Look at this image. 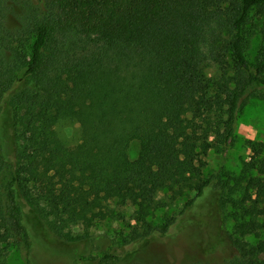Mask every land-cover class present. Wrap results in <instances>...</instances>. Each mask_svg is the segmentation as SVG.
<instances>
[{
    "label": "trees",
    "instance_id": "16d2710c",
    "mask_svg": "<svg viewBox=\"0 0 264 264\" xmlns=\"http://www.w3.org/2000/svg\"><path fill=\"white\" fill-rule=\"evenodd\" d=\"M252 98L264 100V0H0V116L8 107L13 128L12 140L0 136V264L13 246L35 264L27 207L65 242L107 219L127 224V244L167 235L222 181L204 176L205 157L227 158ZM66 124L79 125L77 143ZM250 149L243 175L221 186L234 255L190 264H264V142ZM253 170L255 196H234ZM187 191L179 215L155 222ZM88 264L158 263L107 252Z\"/></svg>",
    "mask_w": 264,
    "mask_h": 264
},
{
    "label": "rangeland",
    "instance_id": "374dc122",
    "mask_svg": "<svg viewBox=\"0 0 264 264\" xmlns=\"http://www.w3.org/2000/svg\"><path fill=\"white\" fill-rule=\"evenodd\" d=\"M261 41L259 34L252 38L248 50L250 59H255ZM206 71L212 78H220L222 75V70L216 64L208 66ZM10 112L6 107L0 116V136L8 141L12 140L13 135ZM60 129L71 144L79 141V125L66 124ZM251 140L264 142V100L259 98H252L240 112L235 141L227 158L223 159L214 150L205 157L207 167L204 169V176L207 178L212 174H219L222 181H213L212 186L206 189L191 209L180 216L181 219L167 235H157L138 245L125 243L129 228L126 223L116 219L97 221L89 229L88 237L78 242H65L51 232L46 222L27 207L28 226L33 233V247L30 253L32 260L35 264H88V260L101 257L107 252L122 255L134 262L158 264H190L207 260L215 262L232 257L235 253L231 240L235 220L231 204L226 208L221 205V186L229 174L243 175L244 167L252 156ZM139 150V142H132L129 148L130 158L136 159ZM245 176L243 188L234 194L238 198L242 197L246 190L255 196L258 174L253 170ZM228 195L226 190L225 196ZM194 196L195 191H187L173 206L159 210L155 222L162 221L167 214L179 215L188 200ZM249 228L258 230V221ZM74 233L84 235L85 230L76 227ZM27 256L23 246H13L9 249L7 263L27 264Z\"/></svg>",
    "mask_w": 264,
    "mask_h": 264
}]
</instances>
